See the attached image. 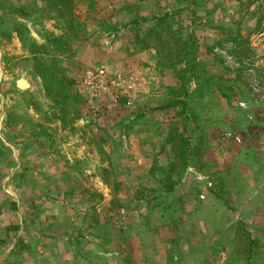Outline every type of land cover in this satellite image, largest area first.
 <instances>
[{
	"label": "rangeland",
	"instance_id": "374dc122",
	"mask_svg": "<svg viewBox=\"0 0 264 264\" xmlns=\"http://www.w3.org/2000/svg\"><path fill=\"white\" fill-rule=\"evenodd\" d=\"M0 96V264H264V0H0Z\"/></svg>",
	"mask_w": 264,
	"mask_h": 264
},
{
	"label": "crops",
	"instance_id": "0c3cea01",
	"mask_svg": "<svg viewBox=\"0 0 264 264\" xmlns=\"http://www.w3.org/2000/svg\"><path fill=\"white\" fill-rule=\"evenodd\" d=\"M7 119H8V113L5 110V98H4V96L3 97L0 96V143L2 144V147L6 145V148H10L11 149V150H9V152L7 154V157L11 158V161H14V159L16 160L17 157H19L18 155H16L17 148L15 147V145L12 144L11 141H7L2 135L3 129H5V127H9L6 124ZM9 156H11V157H9ZM2 158H5V157H2ZM188 202L191 205L193 204V207L189 206V212L190 213H195V215L198 214V210H199L198 206L194 205V203L191 202L190 200ZM188 224H191L190 225L191 227L194 224H195V226H198L197 223H194V222H189ZM190 226H189V228H191ZM75 228H77V227H75ZM62 232H63V230L61 231V233ZM74 239H75V235H72V234L66 235V233H65V234H61V235L57 234V235L53 236V238L51 237V241L50 242L57 241V243H60L63 240H65L66 244L72 245L74 243ZM61 256H62V254H61ZM56 257H58V256H56ZM188 257L193 258L195 260H199V258L202 259V256L200 254V250L190 251Z\"/></svg>",
	"mask_w": 264,
	"mask_h": 264
},
{
	"label": "trees",
	"instance_id": "16d2710c",
	"mask_svg": "<svg viewBox=\"0 0 264 264\" xmlns=\"http://www.w3.org/2000/svg\"><path fill=\"white\" fill-rule=\"evenodd\" d=\"M62 39H64V37L63 36H58V37H56V36H53V41L54 42H57V41H60V40H62ZM195 67H196V64H194V65H192V66H190V69L192 70V71H194V69H195ZM196 77V79L198 78L197 76H195ZM45 78V77H44ZM46 79V78H45ZM205 79V78H204ZM207 81V80H206ZM61 94V93H60ZM223 95L224 96H228L227 94H225V93H223ZM169 103H167V104H165V105H160V106H156V107H153V108H151L150 110L151 111H155V110H163V109H169V108H174V107H176L178 104H180V103H182V104H184L183 103V101H179V100H177V101H168ZM184 107V106H183ZM185 107H184V109H183V111H185ZM182 111V112H183ZM189 145V149H188V151L186 152V158H185V168L187 169V165H188V162H189V160H190V156L193 154V152H194V149H196V147H194V145L193 144H188ZM175 186V185H174ZM174 186H172L171 188H168L167 189V191H172L173 189H174Z\"/></svg>",
	"mask_w": 264,
	"mask_h": 264
},
{
	"label": "water",
	"instance_id": "95a60500",
	"mask_svg": "<svg viewBox=\"0 0 264 264\" xmlns=\"http://www.w3.org/2000/svg\"><path fill=\"white\" fill-rule=\"evenodd\" d=\"M18 86L22 90H27L30 87V83L27 79L21 78L20 80H18Z\"/></svg>",
	"mask_w": 264,
	"mask_h": 264
}]
</instances>
